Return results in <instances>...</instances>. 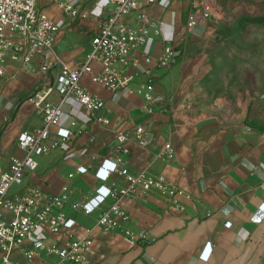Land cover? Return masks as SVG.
<instances>
[{
	"label": "crops",
	"instance_id": "1",
	"mask_svg": "<svg viewBox=\"0 0 264 264\" xmlns=\"http://www.w3.org/2000/svg\"><path fill=\"white\" fill-rule=\"evenodd\" d=\"M82 3L93 16V33L98 31L95 7L90 0H64ZM217 8L216 0H203ZM38 9L59 31L53 53L67 66L76 67L90 50L84 39L87 20H72L64 15L53 0H39ZM188 0H141L140 10L158 24L159 35H152L147 51L158 58L166 41L172 40L177 50L185 39ZM219 10V9H218ZM201 23L197 33L204 29ZM178 51L171 66L154 70V94L157 112L145 115L143 100L124 92L112 94L91 82L99 66L85 74L81 86L104 101L103 115L107 127L89 124L83 109L76 103L63 107L61 124L75 121L73 136L65 149L37 159V170L29 180L49 195L69 190V203L81 204L94 195L99 182L94 176L104 160L114 161L116 133L127 135L128 154L123 156L132 175L141 172L160 176L182 191L176 198L179 211L170 199L157 193L140 194L137 199L123 198L117 204L129 216L126 227L147 233L144 245L129 242L120 232L92 234V253L86 264H264V221L252 223L259 207L264 205V95L241 90L232 100L225 97L208 102L202 80L205 69L193 60L183 62ZM41 58L32 57L34 71L21 69L9 62L0 79V167L8 168L11 158H20L16 147L19 134L39 129L42 121L27 101L37 88L53 80L57 69L41 75ZM142 77L129 85L140 89ZM200 80V81H199ZM199 81V82H198ZM201 88V89H200ZM59 101L56 93L48 96ZM163 110V111H161ZM145 133L136 140L135 129ZM76 133V134H75ZM80 133V134H78ZM170 145L173 158L164 161L165 146ZM86 149L85 155L73 153ZM87 170L76 175V169ZM69 176H72L69 178ZM111 182L122 187L124 181L112 176ZM109 186V183L105 184ZM107 204H111L108 202ZM63 212L75 221L74 235L81 238L91 229L99 213L88 217L67 206ZM230 223V227H225ZM59 237H49L47 245L59 244ZM210 244L208 259L201 256ZM13 260L24 262L20 255ZM55 258L42 257L33 264H51Z\"/></svg>",
	"mask_w": 264,
	"mask_h": 264
},
{
	"label": "built area",
	"instance_id": "2",
	"mask_svg": "<svg viewBox=\"0 0 264 264\" xmlns=\"http://www.w3.org/2000/svg\"><path fill=\"white\" fill-rule=\"evenodd\" d=\"M38 1L0 0V79L4 77L9 62L21 64L20 70L34 71L32 57L35 55L41 58V75L46 76L50 70L57 69L53 80L37 87L27 98L40 117L42 126L19 134L16 147L22 157L11 158L8 168L0 167V264H33L42 257L55 258L51 264H86L87 257L92 253L94 230L102 235L120 232L134 244L144 245L150 241L147 233H134L126 227L130 218L118 206L120 199H137L140 194L157 193L170 199L181 211L176 198L183 192L160 176L148 172L129 173L122 158L128 154L129 139L121 133L114 135L113 152L117 158L101 162L94 173L100 185L94 195L81 204L69 203L67 187H63L59 195H49L31 184L28 177L36 172L38 158L65 149L70 143L76 122H70L68 127L61 124L65 105L72 102L80 106L89 124L109 126V120L103 115L104 101L81 86L82 78L92 71L93 64L99 66V71L91 77L93 84L112 94L124 92L126 96L141 97L145 115L153 116L158 109L153 72L170 66L177 47L169 40L158 58L154 59L149 54L147 45L152 35H159L158 24L140 10L141 0H90L97 10L98 31L92 36L90 50L83 60L76 67H70L53 53L59 27L38 9ZM53 1L72 20H87L92 16L82 3ZM188 1L187 34L219 12L215 5L203 0ZM137 77L144 79L140 83L141 88L132 90L129 85ZM53 92L59 96V101L48 100ZM144 133L143 128H136V140L139 141ZM165 151L163 160L171 161L173 153L170 145L165 146ZM86 153L87 150L82 149L73 154ZM86 172L83 167L76 169V175ZM114 175L123 179L122 187L110 181ZM107 183L108 187L105 186ZM67 206L88 217L99 213L94 227L86 229L81 238L74 235L75 221L63 212ZM261 221H264V205L251 219L252 223ZM225 227L229 228L230 223H226ZM49 237H59L61 243L47 245ZM209 253L210 244H207L201 257L206 260ZM14 255L22 256L25 261H14Z\"/></svg>",
	"mask_w": 264,
	"mask_h": 264
},
{
	"label": "rangeland",
	"instance_id": "3",
	"mask_svg": "<svg viewBox=\"0 0 264 264\" xmlns=\"http://www.w3.org/2000/svg\"><path fill=\"white\" fill-rule=\"evenodd\" d=\"M216 3V17L199 33L193 30L185 34L184 43L177 50L180 60H193L205 69V91L200 89L207 94L208 102L220 97L232 100L241 90L264 95V0ZM89 19L86 30H82L87 42L94 27L92 18ZM240 22H244L243 31L239 29Z\"/></svg>",
	"mask_w": 264,
	"mask_h": 264
},
{
	"label": "trees",
	"instance_id": "4",
	"mask_svg": "<svg viewBox=\"0 0 264 264\" xmlns=\"http://www.w3.org/2000/svg\"><path fill=\"white\" fill-rule=\"evenodd\" d=\"M243 23H244V22H240L239 25H238V26H239V29L241 28L242 31L245 29V25H243ZM257 23H258V22H256V24H257ZM240 31H241V30H240ZM242 31H241V32H242Z\"/></svg>",
	"mask_w": 264,
	"mask_h": 264
}]
</instances>
